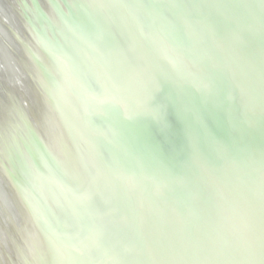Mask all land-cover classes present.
<instances>
[{"label":"water","instance_id":"1","mask_svg":"<svg viewBox=\"0 0 264 264\" xmlns=\"http://www.w3.org/2000/svg\"><path fill=\"white\" fill-rule=\"evenodd\" d=\"M0 16V264H264V0Z\"/></svg>","mask_w":264,"mask_h":264},{"label":"bare ground","instance_id":"2","mask_svg":"<svg viewBox=\"0 0 264 264\" xmlns=\"http://www.w3.org/2000/svg\"><path fill=\"white\" fill-rule=\"evenodd\" d=\"M3 21H2V17L0 16V23H2ZM6 27V26H5ZM12 72V71H11ZM14 76V75H13ZM12 86V85H11ZM15 86H16V88H18L19 86H18V84L17 83H15ZM26 97H28V95H26ZM28 100V99H27ZM27 100L25 101V97H24V95H23V100H22V102L24 103L23 104V109H26L27 110V112L29 113V116H30V119H29V121L30 122H32V124H34V123H36L38 120V118H37V116L35 115V113L33 114V110L31 109V107H30V102H27ZM42 137H44L43 135H42ZM43 139V138H42ZM34 157H35V159H37V157H36V155H34ZM45 167V168H47V166H48V163L44 160V161H42V167ZM45 168H43V170H44V173H45V179L50 183V184H52L53 185V183H55L50 177V175H49V171L47 170V169H45ZM47 175H49V176H47ZM0 186H2L3 187V189H4V191L6 192V194L8 195V197H13V194L12 193H10L9 191H7L6 190V188H5V186L3 185V183H1V185ZM1 198H2V200H3V197L1 196ZM25 260V259H24Z\"/></svg>","mask_w":264,"mask_h":264}]
</instances>
